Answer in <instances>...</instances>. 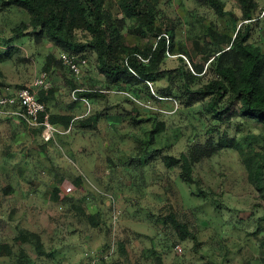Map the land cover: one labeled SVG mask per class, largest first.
Instances as JSON below:
<instances>
[{"label":"rangeland","instance_id":"374dc122","mask_svg":"<svg viewBox=\"0 0 264 264\" xmlns=\"http://www.w3.org/2000/svg\"><path fill=\"white\" fill-rule=\"evenodd\" d=\"M7 1L0 97L46 73V89L35 91L62 133L45 143L20 120L0 118V264H264V196L250 173L264 123L241 116L232 93L218 113L211 99L187 105L183 94L186 83L197 91L214 79L220 53H212L227 51L239 30L264 54V0H252V20L238 0H140L152 6V31L126 17L120 0H98L122 56L136 49L147 63L143 54L166 39L154 82L132 72L136 80L118 84L90 50L71 54L86 61L74 76L60 62L70 52ZM222 135L240 147L221 146ZM170 158L181 162L168 166Z\"/></svg>","mask_w":264,"mask_h":264},{"label":"trees","instance_id":"16d2710c","mask_svg":"<svg viewBox=\"0 0 264 264\" xmlns=\"http://www.w3.org/2000/svg\"><path fill=\"white\" fill-rule=\"evenodd\" d=\"M211 2L219 12H222L216 1ZM238 2L243 8L244 19L252 20V0H238ZM12 5L26 10L31 15L34 30L38 34L48 37L55 45L68 50L69 55L73 52L81 54L85 50L94 52L100 71L113 83L118 84L121 80L129 83L130 79L136 80L132 72L141 81H155L156 64L163 58L166 50L165 37L158 36L156 51L154 50L150 55L148 53L143 54L147 63L138 60L140 55L137 54L136 49V51L122 56V52L125 53L126 51H122L119 44V34L108 24L109 14L106 13L98 0H9L3 6ZM120 7L126 17L144 18L146 28L152 31L155 17L149 3L146 2L142 5L140 0H120ZM78 31L87 35L88 42L86 45L74 43ZM166 31L167 33L170 32L168 28ZM248 37L249 31L247 29L245 32L239 30L227 51L220 49L212 53V55L216 52L220 53L217 56L216 66L212 65L214 67V79L197 91L190 90L189 84L186 83L183 86V94L188 100L187 105L209 98L211 99L209 106L215 113H218L219 100L232 93L235 102L240 106L241 116L264 123V54L259 53L247 43ZM180 71L182 77L190 78L189 80L193 79L189 72L187 73L182 69ZM161 94V97H169L167 94ZM149 96L153 98L151 95ZM38 99L43 103L49 102L39 97ZM227 111L226 109L225 112ZM223 113H219V115ZM92 121V117H90L82 122L85 124ZM51 122L55 124L52 117ZM219 144L234 148L240 147V144L234 140L226 139L223 135L219 139ZM179 161V159L170 158L167 165L171 166L170 164H177ZM182 162L187 169L186 160L183 159ZM250 173L251 178L255 180L256 188L264 196V152L254 157ZM5 248L0 244V256L4 255L2 252Z\"/></svg>","mask_w":264,"mask_h":264},{"label":"built area","instance_id":"2783aa9c","mask_svg":"<svg viewBox=\"0 0 264 264\" xmlns=\"http://www.w3.org/2000/svg\"><path fill=\"white\" fill-rule=\"evenodd\" d=\"M60 62L66 66L74 76H79L81 67L86 61L63 53ZM48 84L47 74L38 77L33 86L19 89L11 96L0 97V118L18 119L27 127L40 132L43 142L52 141L56 135L62 132L51 122V115L47 106L40 102L35 89H46ZM76 91L73 93L75 94ZM180 251V248L177 247Z\"/></svg>","mask_w":264,"mask_h":264},{"label":"crops","instance_id":"0c3cea01","mask_svg":"<svg viewBox=\"0 0 264 264\" xmlns=\"http://www.w3.org/2000/svg\"><path fill=\"white\" fill-rule=\"evenodd\" d=\"M2 86H3V84L0 83V87H2ZM0 90H1V89H0ZM8 94H9V95H8ZM8 94H6V95H4V96H11V95H13L14 93L10 95V92H9ZM4 96H1V97H4Z\"/></svg>","mask_w":264,"mask_h":264}]
</instances>
